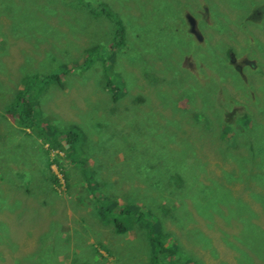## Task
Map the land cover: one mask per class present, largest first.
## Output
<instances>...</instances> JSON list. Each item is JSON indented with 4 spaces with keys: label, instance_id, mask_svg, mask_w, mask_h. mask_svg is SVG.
<instances>
[{
    "label": "rangeland",
    "instance_id": "1",
    "mask_svg": "<svg viewBox=\"0 0 264 264\" xmlns=\"http://www.w3.org/2000/svg\"><path fill=\"white\" fill-rule=\"evenodd\" d=\"M1 2L0 264H264V0Z\"/></svg>",
    "mask_w": 264,
    "mask_h": 264
},
{
    "label": "trees",
    "instance_id": "2",
    "mask_svg": "<svg viewBox=\"0 0 264 264\" xmlns=\"http://www.w3.org/2000/svg\"><path fill=\"white\" fill-rule=\"evenodd\" d=\"M0 1H2L1 2L2 7L5 6L4 0H0ZM11 8H12L11 5H8L7 7H5V9H7V10H11ZM112 37H114V42L116 45H125V44L130 45V41L127 42L129 37L127 35L126 27H125V25H123V23H119V27L117 29H115V31L112 33ZM232 64H235V63H233V61H232ZM240 65L241 66L245 65V62L242 61V63ZM59 77H60L59 74H51V75L47 76V80L50 82L57 81V80H59ZM23 92H25V89H24V91H22V94L19 95L20 97L24 95ZM15 106H16V109L14 111L11 110V108H9L8 110L6 109L5 112L7 114L11 115L13 118H17V120L20 122V124L24 123V125H26V127L30 128V129L34 128L36 123L39 126L38 123L40 122V126H44L43 128L41 127V129L45 133V136L47 137V139L60 137L61 140L63 139L70 146L71 141L76 138V136L72 132L63 131L61 133L60 132L57 133L56 131H54L53 126H51L50 124H47L46 122L44 125H42V119L40 121V117H39L36 110L31 109V108H29L26 105L21 104V103H18ZM239 109L241 110L242 108L240 107ZM244 114H245V116L248 115L246 113H244ZM224 115L226 116L225 124H229L235 119V116L232 117V115H230L228 112H226ZM245 121H246L245 123H247V121L250 122L249 120H245ZM252 125H253V123H252ZM26 133H28V132L26 131ZM45 136H43V137H45ZM55 144L56 145L51 144L52 148H55V146H56V148H60L62 150H65V148L62 145H60L61 141L59 143H55ZM67 155H69V153ZM19 163H21V162H18V164ZM47 166H49V164H47ZM261 168H264V166ZM17 170L19 173L18 178H20L22 176V170H20V168ZM229 174H231V173H229ZM50 182H51L52 189L55 191H56V189L54 186L55 185H61L60 179H59L58 175L55 173H53L51 175ZM108 211L113 213L112 216H114V219H115L114 220L115 229L118 232H121L124 234L128 233L127 226L119 221V219H118L119 215L114 213L112 210H108ZM108 211L102 207H98L97 214L100 217H102V216H105ZM116 212L122 216H125V215L131 216L130 215V209H126L125 207L121 208L120 210H117ZM137 223H139V222L136 221V224ZM160 232H162V231H159L156 228H154L153 231L149 235V243H150V249H151V256H150L151 264H175L174 260H172V262L169 263L170 258L173 254V248L171 247V244L169 242L171 235L162 236L160 238V236L162 235V233H160Z\"/></svg>",
    "mask_w": 264,
    "mask_h": 264
},
{
    "label": "flooded vegetation",
    "instance_id": "3",
    "mask_svg": "<svg viewBox=\"0 0 264 264\" xmlns=\"http://www.w3.org/2000/svg\"><path fill=\"white\" fill-rule=\"evenodd\" d=\"M233 63H235V61L233 60Z\"/></svg>",
    "mask_w": 264,
    "mask_h": 264
}]
</instances>
